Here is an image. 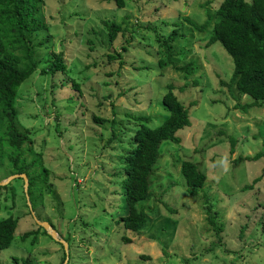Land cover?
Returning <instances> with one entry per match:
<instances>
[{
	"label": "rangeland",
	"instance_id": "1",
	"mask_svg": "<svg viewBox=\"0 0 264 264\" xmlns=\"http://www.w3.org/2000/svg\"><path fill=\"white\" fill-rule=\"evenodd\" d=\"M218 3L124 0L119 7L109 0H43L50 36L46 46L36 47L38 67L49 51H59L65 70L50 75L37 68L19 84L15 105L31 149L23 157L37 170L47 169L32 209L59 237H68L67 259H61L59 241L41 228L33 240L19 238L38 224L16 176L0 187V217L17 218L10 244L0 249V264H15L13 256L16 264L22 257L31 264H264V154L237 159L264 152V104H253L236 89L229 54L217 41L206 44L209 25L200 30L185 19L200 24ZM103 20L118 23L123 34L109 41ZM173 28L180 33L168 42L173 60L158 66L159 57L166 59L160 38ZM115 49L120 55L107 61L105 53ZM188 61L194 68L187 75L174 67ZM168 82L187 106L190 123L178 131V142L159 144L150 196L137 204L145 226L133 233L117 219L125 204L121 175L114 173L137 122L132 115H148L150 126L158 124ZM112 131L120 141L108 140ZM183 159L206 176L191 197L180 172ZM13 170L3 157L0 179ZM205 202L216 211V224L208 222Z\"/></svg>",
	"mask_w": 264,
	"mask_h": 264
},
{
	"label": "trees",
	"instance_id": "2",
	"mask_svg": "<svg viewBox=\"0 0 264 264\" xmlns=\"http://www.w3.org/2000/svg\"><path fill=\"white\" fill-rule=\"evenodd\" d=\"M109 1H113L115 6L119 7L124 4V0ZM42 5L43 0H0V160L7 157L14 168L12 172L25 173L31 207L32 200L41 197L47 169L41 167L37 170L32 159L26 161L23 157V152L25 150L30 152L31 149L24 143L27 134L20 130L17 124L15 94L19 84L37 68L41 73L50 75L56 71L63 73L65 70V63L59 51H49L43 65L38 67L36 47L46 46L45 42L50 36ZM206 13L207 18L200 24L187 17L185 19L200 30L209 25L206 44L217 41L229 54L232 61L230 80L234 82L236 89L242 94H248L253 104H264V0H219L214 10ZM103 23L109 41H112L119 32L123 34L124 29L113 20H103ZM179 34L177 29L173 28L166 36L160 38L161 54H164L166 59L159 57L158 66L172 62L168 42L177 38ZM120 48L125 49L126 45L121 44ZM105 55L106 60L109 61L118 57L120 53L115 49V52ZM174 67L184 70V74L187 75L193 70L194 63L188 61L179 67ZM66 83V80L61 79L60 84ZM70 84L78 89L72 79ZM173 89V84L168 82L160 95L165 114L158 124L150 126L147 123L148 115H132L137 122L126 140L127 148L123 151L121 167L114 173L121 175V194L125 204V212L117 219L124 228L133 233H137L145 226V212L137 204L150 196L149 177L158 157L159 144L163 140L178 142L180 140L178 131L190 123L188 108ZM70 97L73 98L74 95ZM245 105L247 104L241 105V108H245ZM92 115L99 123L104 120L103 116ZM108 140L120 141V137L112 131ZM263 154L264 152L257 151L253 155L238 156L237 159H254ZM20 157L22 159L18 164ZM180 172L188 196L195 195L205 182V173L195 162L188 159L180 161ZM255 180L256 177L252 179ZM250 186L251 183L242 187ZM205 205L208 222L216 224L214 219L216 211L211 208L210 203L205 202ZM16 221L17 218L12 215L0 217V249L10 244ZM258 224L262 226L263 222ZM38 228L46 233L40 225H37L36 228L21 232L19 238L25 239L28 235H32V240L35 239ZM258 236L261 234L258 233ZM63 238L68 246V237ZM122 238L125 241L130 240L126 235H122ZM59 244L62 246L60 242ZM62 258H64V250H62ZM12 261L16 264L17 258L13 256ZM20 261V264H31L29 257H22Z\"/></svg>",
	"mask_w": 264,
	"mask_h": 264
},
{
	"label": "water",
	"instance_id": "3",
	"mask_svg": "<svg viewBox=\"0 0 264 264\" xmlns=\"http://www.w3.org/2000/svg\"><path fill=\"white\" fill-rule=\"evenodd\" d=\"M16 176H20L23 179V190H24V194H25V198H26V204L28 206L30 214L32 215V217L36 221V223L38 225H40L46 231V233L49 236H51L53 239L58 240L62 244L64 253H65L64 254V261H66V259H67V241L64 238L59 237L57 235V232H56L55 228L51 225V223L48 220H46V219H38L36 217V215L34 214V211H33L32 207H31V204H30V201H29V197H28V193H27V177H26L25 173L24 172L11 173L9 176L4 177L3 179H0V185L4 184L8 179L16 177Z\"/></svg>",
	"mask_w": 264,
	"mask_h": 264
}]
</instances>
